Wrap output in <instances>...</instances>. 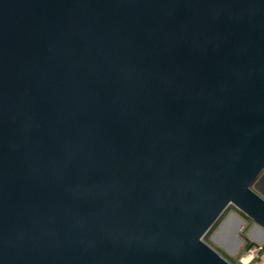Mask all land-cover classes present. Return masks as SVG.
Masks as SVG:
<instances>
[{
    "label": "water",
    "instance_id": "1",
    "mask_svg": "<svg viewBox=\"0 0 264 264\" xmlns=\"http://www.w3.org/2000/svg\"><path fill=\"white\" fill-rule=\"evenodd\" d=\"M263 171L264 0H0V264H233Z\"/></svg>",
    "mask_w": 264,
    "mask_h": 264
},
{
    "label": "crops",
    "instance_id": "2",
    "mask_svg": "<svg viewBox=\"0 0 264 264\" xmlns=\"http://www.w3.org/2000/svg\"><path fill=\"white\" fill-rule=\"evenodd\" d=\"M255 185V190L264 197V171ZM246 217L236 208L229 211L217 225L209 243L232 263L264 264V230ZM247 242L252 243L251 247L246 248Z\"/></svg>",
    "mask_w": 264,
    "mask_h": 264
},
{
    "label": "rangeland",
    "instance_id": "3",
    "mask_svg": "<svg viewBox=\"0 0 264 264\" xmlns=\"http://www.w3.org/2000/svg\"><path fill=\"white\" fill-rule=\"evenodd\" d=\"M255 183H253L252 184V187L253 188H255ZM259 193V192H258ZM234 208H236L234 205H232V204H230L229 205V207L227 208V210L224 212V214L222 215V217L218 220V223H217V225L219 224V222L223 219V217H225V215L229 212V211H231L232 209H234ZM237 209V208H236ZM247 218V220H249V221H251V219L250 218H248V217H246ZM217 225H216V227H217ZM216 227H214V228H212L206 235H204L202 238H203V240H205L206 242L208 241V242H211L210 241V239H211V236L213 235V233L215 232V230H216ZM245 231V230H244ZM221 254L226 258V259H228L230 262L232 261L230 258H228V257H226L222 252H221ZM232 263V262H231ZM233 264H236V262L235 263H233Z\"/></svg>",
    "mask_w": 264,
    "mask_h": 264
},
{
    "label": "trees",
    "instance_id": "4",
    "mask_svg": "<svg viewBox=\"0 0 264 264\" xmlns=\"http://www.w3.org/2000/svg\"><path fill=\"white\" fill-rule=\"evenodd\" d=\"M229 207V206H228ZM227 207V208H228ZM227 208L222 212V214L219 216V218L214 222V224L210 227V229L204 234L206 235L212 228L216 227L217 223H218V220L222 217V215L224 214V212L227 210ZM208 242V241H207ZM209 243V242H208ZM210 244V243H209ZM252 243L250 242H247L246 243V248H249L251 247Z\"/></svg>",
    "mask_w": 264,
    "mask_h": 264
}]
</instances>
